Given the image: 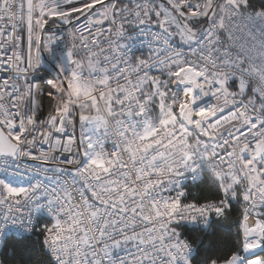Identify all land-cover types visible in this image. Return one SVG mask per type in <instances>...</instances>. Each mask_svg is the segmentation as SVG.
<instances>
[{
    "label": "snow or ice",
    "instance_id": "obj_1",
    "mask_svg": "<svg viewBox=\"0 0 264 264\" xmlns=\"http://www.w3.org/2000/svg\"><path fill=\"white\" fill-rule=\"evenodd\" d=\"M0 264H264V0H0Z\"/></svg>",
    "mask_w": 264,
    "mask_h": 264
},
{
    "label": "built area",
    "instance_id": "obj_2",
    "mask_svg": "<svg viewBox=\"0 0 264 264\" xmlns=\"http://www.w3.org/2000/svg\"><path fill=\"white\" fill-rule=\"evenodd\" d=\"M137 53H139L140 51H142L141 49H136ZM97 168H103L102 164H97Z\"/></svg>",
    "mask_w": 264,
    "mask_h": 264
},
{
    "label": "trees",
    "instance_id": "obj_3",
    "mask_svg": "<svg viewBox=\"0 0 264 264\" xmlns=\"http://www.w3.org/2000/svg\"><path fill=\"white\" fill-rule=\"evenodd\" d=\"M194 193H196V194H199L200 193V189H193L192 190Z\"/></svg>",
    "mask_w": 264,
    "mask_h": 264
}]
</instances>
